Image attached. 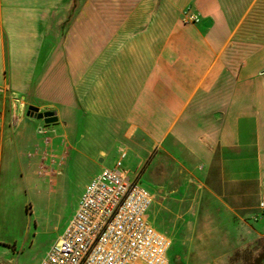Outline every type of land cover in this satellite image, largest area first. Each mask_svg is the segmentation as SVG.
<instances>
[{
  "label": "crops",
  "instance_id": "obj_1",
  "mask_svg": "<svg viewBox=\"0 0 264 264\" xmlns=\"http://www.w3.org/2000/svg\"><path fill=\"white\" fill-rule=\"evenodd\" d=\"M77 5L0 0V89L55 113V153L83 141L84 126L95 163L123 133L142 155L134 177L154 171L159 188L164 162L182 164L186 188L200 194L185 199L181 226L216 227L219 241L230 227L238 240L264 239V0H139L130 12L105 10L98 31L90 16L81 25ZM27 122L0 117V195L20 144L34 143ZM14 243L0 235V264L19 254Z\"/></svg>",
  "mask_w": 264,
  "mask_h": 264
},
{
  "label": "rangeland",
  "instance_id": "obj_2",
  "mask_svg": "<svg viewBox=\"0 0 264 264\" xmlns=\"http://www.w3.org/2000/svg\"><path fill=\"white\" fill-rule=\"evenodd\" d=\"M138 2L78 0L77 10L85 17L81 25H86L90 16L98 31L103 28L105 10L130 12ZM70 26L69 22L65 24V32ZM28 107L22 98L0 89L1 123L11 125L10 120L13 123L19 119L27 120V139L34 140V143L20 144L24 151L22 157L15 156L10 172L3 174L1 179L0 235L16 240L18 244L14 243L12 248L19 251L18 255L7 259L6 264H39L66 229L78 207L82 187L89 178L102 166L114 167L123 158V153V168L134 177L142 156L127 144L122 133L113 143L105 141L107 146L101 148L106 156L103 162L95 163L93 158L99 147L92 143L93 135L84 126L80 129L81 134L85 133L83 141L71 138L67 151L55 153V139L52 138L55 133L40 135L38 126L47 128L50 125L47 126L44 120L29 119L26 116ZM52 126L58 129V134L62 133L59 125ZM161 167L160 188L153 181L154 171L140 175L143 174L142 185L155 195L150 219H154V214L158 216L163 230L157 229L167 233L172 242L170 264H264V239L254 238V233L242 232L238 240L235 230L230 227L226 230V241H219L216 227H196L194 230L181 226L179 210L184 208L185 199H198L200 188L198 185L191 190L186 188L188 180L184 178L182 164L166 160ZM186 190H189L188 194ZM211 218L215 220V211ZM6 219L8 221H4Z\"/></svg>",
  "mask_w": 264,
  "mask_h": 264
},
{
  "label": "built area",
  "instance_id": "obj_3",
  "mask_svg": "<svg viewBox=\"0 0 264 264\" xmlns=\"http://www.w3.org/2000/svg\"><path fill=\"white\" fill-rule=\"evenodd\" d=\"M185 19L199 21L190 12ZM38 133L49 130L39 127ZM123 158L87 184L66 229L39 264H170L172 242L149 215L154 195L123 168ZM259 208L264 213V199Z\"/></svg>",
  "mask_w": 264,
  "mask_h": 264
},
{
  "label": "water",
  "instance_id": "obj_4",
  "mask_svg": "<svg viewBox=\"0 0 264 264\" xmlns=\"http://www.w3.org/2000/svg\"><path fill=\"white\" fill-rule=\"evenodd\" d=\"M264 73V71H263ZM26 116L29 119H38V120H44L46 125L54 124L58 121L56 117H48L45 113H41L39 108L35 106H29Z\"/></svg>",
  "mask_w": 264,
  "mask_h": 264
},
{
  "label": "trees",
  "instance_id": "obj_5",
  "mask_svg": "<svg viewBox=\"0 0 264 264\" xmlns=\"http://www.w3.org/2000/svg\"><path fill=\"white\" fill-rule=\"evenodd\" d=\"M45 114H46L48 117H56L54 112H46ZM149 161H150V160H148V161L146 162V164H148ZM145 166H146V165H145ZM145 166H144V167H145Z\"/></svg>",
  "mask_w": 264,
  "mask_h": 264
}]
</instances>
